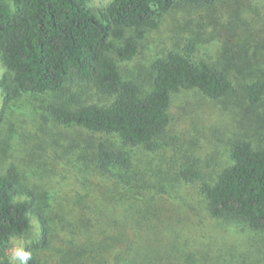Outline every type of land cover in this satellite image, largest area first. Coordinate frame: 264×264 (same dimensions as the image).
<instances>
[{
  "label": "trees",
  "instance_id": "1",
  "mask_svg": "<svg viewBox=\"0 0 264 264\" xmlns=\"http://www.w3.org/2000/svg\"><path fill=\"white\" fill-rule=\"evenodd\" d=\"M91 2L0 0L3 90L9 99L39 95L46 118L71 130L81 183L64 194L35 190L21 164L2 155L9 143L0 136V264H12L13 239L32 231L34 217L41 235L25 246L28 264L228 261L167 213L178 186L152 165V155L171 146L175 94L196 90L237 114L244 108L245 123L225 141V162L166 158L169 166L177 158L178 182H198L211 218L264 232V71L226 47L217 60L200 57L203 43L223 41L217 34L207 41L202 30H189L181 47L153 57L138 74L127 71L123 65L168 15L197 22L218 0H111L98 9ZM48 249L58 258L42 261Z\"/></svg>",
  "mask_w": 264,
  "mask_h": 264
},
{
  "label": "rangeland",
  "instance_id": "2",
  "mask_svg": "<svg viewBox=\"0 0 264 264\" xmlns=\"http://www.w3.org/2000/svg\"><path fill=\"white\" fill-rule=\"evenodd\" d=\"M110 1L92 0L91 5L96 9L103 8ZM215 8L210 17H206L208 12H202L197 22H186L181 14H177L178 17L168 15L159 28L147 36L141 52L123 68L138 74L153 57L175 46L181 47L189 30H202L208 33L203 34L207 41L209 34L214 37L217 34V38H223V41L203 43L200 57L217 60L226 47L228 52L242 54L251 60L254 68L264 71V0H218ZM218 30L221 33H217ZM5 74L6 68L0 57V136L9 143L2 155H7L9 163L21 164L25 182L35 190L47 191L48 196L80 189L81 183L73 166L75 158L69 153L77 146L76 139L70 136L71 130L56 126L46 118L39 95L25 93L13 99L7 98L1 85ZM171 114V146L152 155V165H159L167 178L177 183L175 187L178 186L175 197L166 203L167 213L184 225L185 234L228 260L221 261L222 264H264V232L211 218L200 203L198 182L184 184L175 177L178 155L199 159L202 166L225 162L228 157L225 141L245 123L244 108L237 114L222 102L212 101L198 91L190 90L174 95ZM4 146L5 143L1 144L0 151ZM166 154L177 157L174 164L168 165ZM45 167L49 173L44 171ZM32 224L28 235L13 239L10 256L14 247L23 246L25 249L27 244L39 239L40 223L34 217ZM40 258L42 261L57 259L58 253L48 249Z\"/></svg>",
  "mask_w": 264,
  "mask_h": 264
},
{
  "label": "clouds",
  "instance_id": "3",
  "mask_svg": "<svg viewBox=\"0 0 264 264\" xmlns=\"http://www.w3.org/2000/svg\"><path fill=\"white\" fill-rule=\"evenodd\" d=\"M31 258L32 257L30 251H26L23 246L14 247L12 250V264H15L16 261H19L20 264H28Z\"/></svg>",
  "mask_w": 264,
  "mask_h": 264
}]
</instances>
